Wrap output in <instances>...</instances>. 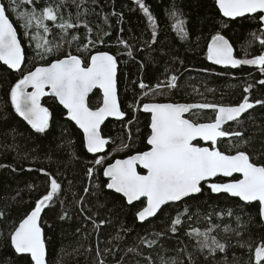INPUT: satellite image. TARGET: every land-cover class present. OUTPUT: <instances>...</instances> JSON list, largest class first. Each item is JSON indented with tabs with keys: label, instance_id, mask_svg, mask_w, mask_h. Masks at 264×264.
<instances>
[{
	"label": "trees",
	"instance_id": "1",
	"mask_svg": "<svg viewBox=\"0 0 264 264\" xmlns=\"http://www.w3.org/2000/svg\"><path fill=\"white\" fill-rule=\"evenodd\" d=\"M2 2L8 5L10 0ZM144 2L158 22L155 43H151L152 27L135 0H85L80 11L87 9V15L80 17L81 26L78 29L69 31V35L75 34L79 40L70 44L61 40L63 34L52 27V22H46L52 27L46 38L52 43L60 41L61 47L44 59L36 54L40 51L36 49L37 40L22 36L26 55L21 70L23 73L64 58L67 53L81 56L85 63L96 52H109L117 57L118 94L126 116L122 121H108L102 129L106 137L115 140V144L110 143L107 152L101 155L105 157L103 165L94 163L100 156L86 150L82 132L67 120L66 112L55 99L47 97L44 100L53 113L46 133H36L21 119L10 102V88L21 78V72H12L0 63V212L4 213L0 217V264H31L30 257L15 253L9 236L20 220L34 208L37 199L49 189V177L41 169L51 173L61 184L59 200L63 201L61 204L54 200L45 208L41 220L50 264H100L101 260L104 264H161V257L188 264V253H193L197 264H204L207 251H197L195 241L185 233L191 227L207 228L210 222L206 217L209 215L211 223L219 226L212 235L229 244L225 252L218 251L214 257H208L209 261L224 264L227 258L228 264L234 260L239 264H254L252 254L239 247L237 241H248L253 248L264 241V223L258 215V204L246 206L225 194L212 193L205 185L202 193L164 207L155 218L141 224L135 213L145 202L128 205L123 197L106 188L103 168L117 158H126L148 149L149 116L142 109L135 110L132 107L134 103L208 102L236 105L242 102L244 88L248 85L252 86L247 94L251 102L264 100V85L259 83L264 80V72L258 66L219 69L208 63L206 55L207 44L217 32L231 41L239 59H252L263 54L264 46L252 36V33H256V37L264 33L258 15L226 20L220 15L215 0ZM58 3L60 0H36V7ZM173 6L180 9L187 20L189 38L186 40L181 39L171 26L173 20L169 10ZM25 9L30 11L31 6L22 5L20 8L21 11ZM61 10L65 19L71 13L73 22L76 21L77 7L72 0H67ZM8 11L18 34L22 35L23 22L17 20L11 8ZM84 22L92 28L90 35L83 27ZM40 36H45L42 30ZM89 38L96 43L85 50ZM121 41H126L130 49H126ZM129 50L131 56L127 54ZM173 74L179 77L178 88L163 87L161 91L143 96L147 89H141L140 82L154 89L157 83L166 82ZM101 101L102 96L96 91L90 97L89 105L96 107ZM196 113L192 119L197 122L209 119V113ZM237 127L244 132L243 139L248 141L250 154L258 161L264 158V105H257L242 117ZM121 141L129 146L117 148ZM229 145L223 142L220 149L226 150ZM89 168L93 169L91 179L87 172ZM220 181L218 178L217 182ZM81 198L83 203H78ZM185 208L188 212L183 216L184 223L178 226L176 233H172L169 231L170 221L178 213H183ZM229 209L232 216L227 215ZM65 213L67 215L62 219ZM236 216H240L241 220L237 221ZM244 224L246 227L238 229V225ZM225 227L238 229L241 235L225 233ZM155 233L164 235L156 236ZM117 236L119 239H116ZM142 239L156 243L149 247L141 243ZM131 248L135 251H129ZM185 248L186 251H180Z\"/></svg>",
	"mask_w": 264,
	"mask_h": 264
},
{
	"label": "snow or ice",
	"instance_id": "2",
	"mask_svg": "<svg viewBox=\"0 0 264 264\" xmlns=\"http://www.w3.org/2000/svg\"><path fill=\"white\" fill-rule=\"evenodd\" d=\"M66 2L67 0H60V3L54 6L49 4L37 8L36 0H10L8 5L0 0V62L11 70L21 72L26 59L22 36L37 40L36 49L40 51L36 54L41 59L58 51L61 42L52 43L46 38L51 33L52 27L59 29L63 34L61 40L64 43L70 44L79 40L77 35H69V31L78 29L81 26L80 17L87 15V9L80 11L85 0H72L77 7L75 22L71 13L68 14L67 19L64 18L61 9ZM135 3L147 17L152 27L151 43H155L158 35L156 17L144 0H135ZM216 4L223 17L235 19L258 15L259 21L264 24V0H216ZM22 5L31 6V10L21 11ZM9 8L16 13L17 20L23 22L22 35L18 34L17 26L10 17ZM169 15L173 20L171 26L177 35L181 39H188L187 20L183 18L182 11L173 6L169 10ZM48 21L52 22V27L46 23ZM83 27L90 35L92 28L87 22L83 23ZM33 29L36 31L33 32ZM40 30L45 36H40ZM252 36L259 39V43L264 46V33L260 37L252 33ZM99 42L103 43L102 40ZM95 43L89 38L85 50H88L89 46H95ZM121 43L126 49H130L126 41ZM127 54L131 56V50ZM206 55L209 61L217 65L233 68L240 65H255L264 72V54L252 59L236 58L232 43L220 32L211 36ZM245 55L247 56V52ZM117 68V57L108 52L91 54L88 63H85L81 56L67 53L64 58H57L54 62L37 66L27 73L21 72V78L10 88V102L15 112L36 133L44 134L50 128L53 113L41 101L45 96L54 97L66 109L67 118L74 121L82 130L87 151L93 154L106 152L107 146L110 143L115 144V140L102 134L101 126L109 117L123 120L126 116L121 110L118 97ZM178 80L179 77L173 74L166 82L157 83L154 89L143 82H140L139 87L147 89L143 93L146 97L152 91H161L163 87L178 88ZM259 83L264 85V80H260ZM251 87V85L245 87L244 92H249ZM93 89H101L103 92L102 103L96 107L89 105V94ZM256 105H264V100L256 99L251 102L248 96H244L242 102L236 105L208 102L191 104L145 102L142 105L138 102L134 103L132 107L135 110L142 109L143 112L151 114L150 135L146 138L149 148L126 159H117L103 168L102 174L108 178L106 188L122 194L129 205L146 201L141 203L135 213L140 222L155 217L165 205L197 196L203 192L205 185L212 193L239 198L246 206L258 203V215L264 218V158L258 161L253 154H250L247 150L248 141L243 139V131L231 130L230 126L225 128L230 121L239 123L243 114ZM205 109L213 110L214 119L201 123L185 118L186 113L197 115L193 110ZM128 137L131 139L130 131ZM222 138H235L237 142L229 145L226 150H221L217 144ZM198 140L208 142L210 146H200L196 143ZM128 146L121 141L117 148ZM104 161L105 157L100 156L94 163L103 165ZM138 168L146 170V174H142ZM40 171L49 177V189L37 199L30 213L14 227L9 240L15 253L26 254L30 257L31 264H50L44 229L41 227V214L45 208L54 203V200L61 204L63 201L59 200L61 184L56 177L44 169ZM87 172L91 179L93 169L89 168ZM236 174H238L236 179L217 182L218 177L231 178ZM84 191L87 193L88 189L85 188ZM78 203H83V198ZM187 212L188 209L185 208L183 213H178L170 221L169 231L176 233L179 230L178 226L184 223L183 216ZM66 215L67 213L61 218H65ZM220 215L223 216L224 213ZM227 215H233L230 209ZM3 216L4 213L0 212V217ZM206 219L210 222L207 228L201 230L199 227H191L185 234L195 241L197 251L201 253L207 251L204 264H212L208 257H214L218 251L225 252L229 244L227 241L221 242L212 235L219 226L211 223V215ZM236 220L240 221L241 217L236 216ZM242 227H246V224L238 225V229ZM238 229L225 227L223 231L234 232L239 237L241 232ZM154 235L161 236L164 233ZM116 239H119V236ZM141 243L152 247L156 241L142 239ZM237 243L239 247L246 248L252 254L251 259L254 264H264V241L254 248L248 241L238 240ZM129 251L135 249L131 248ZM180 251H186V248ZM187 258L188 264H197L193 253H188ZM100 264H104V261L101 260ZM161 264H183V261L176 259L169 261L161 257ZM224 264H228L227 258ZM232 264L239 262L234 260Z\"/></svg>",
	"mask_w": 264,
	"mask_h": 264
},
{
	"label": "water",
	"instance_id": "3",
	"mask_svg": "<svg viewBox=\"0 0 264 264\" xmlns=\"http://www.w3.org/2000/svg\"><path fill=\"white\" fill-rule=\"evenodd\" d=\"M215 2H216V0H215ZM216 7H217V9L219 10V7H218V5L216 4ZM219 12H220V10H219ZM220 15L223 17V15H222V13L220 12ZM224 19H226V20H230V21H235V20H238V19H242V18H246V17H237V18H235V19H232V18H228V17H223ZM260 24H261V26H262V31H264V24H262L261 22H260ZM226 37V36H225ZM227 38V37H226ZM228 39V38H227ZM230 41V40H229ZM231 42V41H230ZM109 53V52H108ZM111 54V53H110ZM264 54V53H263ZM113 55V54H112ZM234 56L236 57V58H238L237 57V55H236V52H235V49H234ZM25 57H26V55H25ZM3 66H5L8 70H10V71H12V72H17V71H15V70H11V69H9L8 68V66H6V65H4L3 64V62H0ZM208 63L210 64V65H212V66H214V67H216V68H219V69H224V70H237L238 68H240V66H238V67H235V68H233V67H231V66H224V65H217V64H214L213 62H211V61H209L208 60ZM24 67V66H23ZM23 67H22V69H23ZM118 75H119V64H118V68H117V87H118ZM29 91H31V89H29ZM96 91H98L100 94H101V96H102V98H103V92H102V90L101 89H93V91L89 94V99H90V97L96 92ZM119 91V90H118ZM47 97H49V98H52V99H55L54 97H52V96H45V97H43L42 98V101H41V103L45 106V107H47L45 104H44V100H45V98H47ZM118 97H119V94H118ZM56 100V102L59 104V102H58V100L57 99H55ZM119 102H120V100H119ZM101 103H102V101H101ZM166 103H171V102H166ZM196 103H204V102H196ZM189 104H191V103H189ZM60 105V104H59ZM62 108H63V106L62 105H60ZM120 106H121V104H120ZM257 106V105H256ZM255 106V107H256ZM254 107V108H255ZM254 108H252V109H249L248 110V112H246V113H244L243 114V116L245 115V114H247V113H249L250 111H252ZM64 109V108H63ZM15 110V109H14ZM121 110H122V108H121ZM64 111L66 112V109H64ZM194 111H197V110H193V112ZM202 111H213V110H211V109H205V110H202ZM143 112V111H142ZM144 114H146V115H149L150 116V119H151V114L150 113H145V112H143ZM190 114H185V118H188V116H189ZM19 116V115H18ZM242 116V117H243ZM20 117V116H19ZM241 117V118H242ZM21 119H23L22 117H20ZM66 118H67V115H66ZM125 118V117H124ZM67 120L68 121H70L68 118H67ZM110 120H112V121H122V120H120V119H117V118H115V117H109L106 121H105V123L101 126L102 127V129H103V127H104V125L108 122V121H110ZM26 122V121H25ZM71 123H73L74 125H75V122L74 121H70ZM231 123H235V121H230V122H228V124H231ZM228 124H226L225 125V127L228 125ZM30 126V125H29ZM78 129H79V127L77 126V125H75ZM31 127V126H30ZM149 129H150V126H149ZM81 132H82V130L81 129H79ZM83 134V133H82ZM103 134V133H102ZM222 139H229V138H222ZM233 139V138H232ZM196 142H202V143H204V144H209L208 142H204V141H196ZM219 142V141H218ZM218 145V144H217ZM149 147V146H148ZM85 148H86V146H85ZM107 148H108V146H107ZM86 150H87V148H86ZM106 152H107V149H106ZM106 152H102V153H98V154H93V153H91V154H93V155H96V156H101V155H104ZM127 158V157H126ZM126 158H117V159H126ZM117 159H115V160H117ZM115 160L112 162V163H114L115 162ZM107 167V166H106ZM138 171H141V173L142 174H146V170H143V169H140V168H138ZM234 177H236V178H238V174H236V175H234L233 177H231V178H221V179H224V180H226V182H228L229 180H233V178ZM218 178H220V177H218ZM105 179L108 181V178L107 177H105ZM108 191H110V192H113V193H115L114 192V190H110V189H107ZM115 194H117V195H120L121 197H123L122 196V194H118V193H115ZM225 195H227V194H225ZM228 196V195H227ZM230 197V196H229ZM124 198V197H123ZM231 198H233V197H231ZM125 199V198H124ZM188 198H186L185 200H187ZM234 199H238L239 200V198H234ZM184 200V201H185ZM125 201H126V199H125ZM184 201H180V202H176L175 204H179V203H181V202H184ZM240 201V200H239ZM145 203H146V201H144ZM242 204H244L245 205V202H243V201H240ZM127 203V202H126ZM135 203H138V202H134L133 204H135ZM175 204H172V205H175ZM253 204H258V203H253ZM129 205V204H128ZM166 206H169V205H165L164 207H166ZM43 213L44 212H42V214H41V220H42V216H43ZM159 213H157V215H158ZM156 215V216H157ZM155 216V217H156ZM155 217H150L148 220H146V221H149V220H151V219H153V218H155ZM137 218V217H136ZM138 220V219H137ZM261 220H262V222L264 223V218H262L261 217ZM146 221H144V222H140L139 220H138V222L139 223H145ZM13 248V247H12ZM13 250H14V248H13ZM18 255H20V254H18ZM21 256H27L26 254H24V255H21Z\"/></svg>",
	"mask_w": 264,
	"mask_h": 264
},
{
	"label": "flooded vegetation",
	"instance_id": "4",
	"mask_svg": "<svg viewBox=\"0 0 264 264\" xmlns=\"http://www.w3.org/2000/svg\"><path fill=\"white\" fill-rule=\"evenodd\" d=\"M247 94H249V92H245V96H248L249 97V95H247ZM250 99V98H249ZM251 101V100H250ZM149 102H151V101H149ZM157 103H164V102H157ZM220 104V103H219ZM221 105H223V104H221ZM196 112H205V113H209L210 114V116H209V119L208 120H206V121H202L201 123H203V122H208L210 119H214V112L213 111H202V110H197V111H194L193 113H196ZM251 112V111H250ZM248 114V113H247ZM247 114H245L244 116H246ZM149 116V115H148ZM243 116V117H244ZM192 117H193V115L192 114H190L189 116H188V118H190V119H192ZM242 119V118H241ZM192 120H194V119H192ZM150 121H151V119H150V116H149V126H150ZM195 121V120H194ZM195 122H197V121H195ZM237 122H235V123H231V124H228L225 128H228L229 126L231 127V130H238V131H240L239 129H238V127H237ZM149 135H150V129H149ZM236 139L235 138H233V139H222L221 141H219L218 142V145H217V147H219L220 148V145L223 143V142H228L229 144H233V142L235 141ZM196 143H198V144H200V146H210L209 144H204V143H202V142H196ZM148 146V145H147ZM149 148V147H148ZM148 150V149H147ZM218 179V178H217ZM221 181H223V182H226V180H224V179H221V178H219Z\"/></svg>",
	"mask_w": 264,
	"mask_h": 264
},
{
	"label": "rangeland",
	"instance_id": "5",
	"mask_svg": "<svg viewBox=\"0 0 264 264\" xmlns=\"http://www.w3.org/2000/svg\"><path fill=\"white\" fill-rule=\"evenodd\" d=\"M244 59H245V58H244ZM243 66H250V67H251V66H255V65H243ZM256 67H257V66H256Z\"/></svg>",
	"mask_w": 264,
	"mask_h": 264
}]
</instances>
